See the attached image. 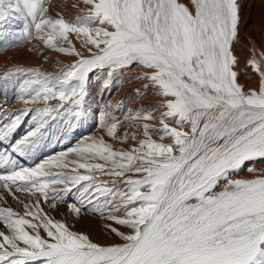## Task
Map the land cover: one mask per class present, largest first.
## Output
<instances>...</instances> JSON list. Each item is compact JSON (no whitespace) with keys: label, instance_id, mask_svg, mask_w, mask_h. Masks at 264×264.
<instances>
[{"label":"snow or ice","instance_id":"6c2138e0","mask_svg":"<svg viewBox=\"0 0 264 264\" xmlns=\"http://www.w3.org/2000/svg\"><path fill=\"white\" fill-rule=\"evenodd\" d=\"M245 3H259L255 26ZM47 4L0 0V52L36 40L72 58L55 74L22 65L2 74L21 75L26 107L0 120V264H264V167H255L264 162V0H77L82 15L71 20ZM134 69L146 82L137 99L155 103L122 120L123 100L93 112L91 87L110 95ZM248 69L256 81L245 90ZM92 115L103 135L22 163ZM248 162L253 178H237ZM61 204L98 216L114 239L73 230L52 215Z\"/></svg>","mask_w":264,"mask_h":264},{"label":"rangeland","instance_id":"374dc122","mask_svg":"<svg viewBox=\"0 0 264 264\" xmlns=\"http://www.w3.org/2000/svg\"><path fill=\"white\" fill-rule=\"evenodd\" d=\"M52 1L53 0H48V4H47V7L49 8L50 7V4L52 3ZM70 4H74V2H73V0H67ZM179 2H181V3H185V4H189L190 3V0H179ZM76 3V2H75ZM82 6V5H81ZM50 10V9H49ZM52 16H54L55 17V15H53V14H51ZM78 15H82V13L81 14H78ZM77 16V15H76ZM75 17V16H74ZM13 27L14 28H19L20 27V24L18 23V22H13ZM69 38L72 40V42H73V44L75 45V47L77 48V49H79L80 48V43H79V41L77 40V38L74 36V35H71L70 34V36H69ZM28 43H25L23 46H17V47H15V48H12V47H10V48H8L7 50H5V51H2V52H0V55H2L3 53H8V52H12V51H15V50H21V49H24V50H26V52L27 53H31V54H38L37 55V57L40 59V65L39 66H26V67H37V68H39L41 71H43V72H46V70H42L43 68H41V67H43V66H45V64L47 63V64H49V65H46V66H51L50 67V69H52V70H49V71H47V73H51V74H55V73H57L59 70H60V68H61V66H59V65H55V60H54V55H56L57 53H55L54 51H52V50H49V49H47V48H44L38 41H36V40H32L31 41V45H34V46H36V51H29L28 49H29V47L31 46V45H29ZM25 46H28V47H25ZM0 48H3V41H0ZM8 51V52H7ZM49 51V52H48ZM41 52V53H40ZM53 53H55V54H53ZM44 54V55H43ZM53 54V55H52ZM60 55V56H59ZM62 55V56H61ZM41 57V58H40ZM43 57H44V59L46 60H44L43 59ZM58 57H62L63 58V61L65 62L64 64H66V63H69L70 61H71V57H68V56H66V55H64V54H58ZM52 58H53V61H52ZM58 60V59H57ZM63 63V62H62ZM42 64V65H41ZM51 64V65H50ZM24 66V65H23ZM16 66H13V67H9L8 69H6L5 71H8V70H10V69H13V68H15ZM25 67V66H24ZM4 71V72H5ZM137 71H138V69H137ZM4 72H2V73H0V87H1V89H0V91H1V93L0 94H3L5 97H8V98H6L7 99V101L10 103V105H12V109L9 111V113L10 112H12V111H15V110H17V108L18 109H20L18 106H16L17 104H21V108H23V107H26V105H24L23 106V103H21L20 101H18L17 99H16V85H17V81H19L20 79H21V75L20 74H17V73H10L9 74V76H8V78H7V81H5V79L3 78V76H2V74L4 73ZM129 74L128 73H126L125 74V77H126V79H125V82L123 83V85L121 86V87H119L118 89L117 88H113V90H112V92H111V94L112 93H116V92H119V91H122V89L126 86V85H128V84H131V83H136V82H140V84L138 85V86H135V87H131L132 89V91L134 90V89H137V88H139L140 87V85H141V83L143 84V83H146V82H141V80H139V79H134V78H132V76H128ZM137 80V81H136ZM6 86V87H5ZM8 88V89H7ZM5 89V90H4ZM7 90V91H6ZM12 90V91H11ZM126 91V90H125ZM149 91H152L151 89L149 90ZM3 92V93H2ZM10 92V93H9ZM13 92V93H12ZM128 92L126 91V94H127ZM134 93V94H133ZM133 93L132 92H129V95L127 96V95H124V96H122L121 98H118V100H123L124 101V108H123V111H120V112H116V115L118 116V117H120L121 118V120L123 119V114L124 113H126L127 112V110H128V105L130 104V103H132L133 104V102H136L137 101V97L135 98V96H136V93L133 91ZM13 94V95H12ZM97 94H98V91H97V86L96 85H93L92 87H91V91H90V94H89V97H88V101H87V103H89L90 104V106H91V108H93L92 110L95 112L96 110H98L99 109V107H100V105L102 104V102H103V100H101L100 99V101L98 100V99H95V98H93V97H97ZM105 94L106 95H108V97L111 95H109L107 92H105ZM133 96V97H132ZM152 98H153V101H151L149 104H153V103H155V101H156V97H153L152 96ZM92 99V100H91ZM10 100V101H9ZM100 103H99V102ZM144 101V100H143ZM14 102V103H13ZM52 103L54 104L55 103V101H52ZM96 103V104H95ZM93 104V105H92ZM97 105V106H96ZM23 106V107H22ZM32 107H35L36 105H31ZM95 107V108H94ZM93 116V117H92ZM92 116H90V118H88L89 120H85L84 122H82L81 124H79V125H75V131L72 133V134H70L69 136H68V139L67 140H69V142H68V144H63V145H65V146H61V148H58V146H60L59 145V143H55V137H57V136H59V132L57 131V129L55 128V126H53L52 128H50L49 129V131L52 133V136L50 137V139H52V141H53V143H55V146L54 147H52L51 145H45V147H43L38 153H37V155H36V158H35V162H34V164L35 163H39L40 161H42V160H45V159H47L48 157H50V156H53L55 153H58V152H60V151H66V149H67V147H74V146H76V144L82 139V138H86V137H89V136H97V135H103V132L99 129V124H98V116H94V115H92ZM86 126V127H85ZM26 127V128H25ZM88 127V128H87ZM128 126L125 124L123 127H120L119 129H118V131L121 133V134H123V132L125 131V129L127 128ZM28 128V124H27V121H25V124H23V126L21 125V127L19 128V129H17V131H16V137H15V135H14V139L15 138H19L20 136H19V134H18V131H19V133L21 132L22 134L24 133V131L26 130ZM85 130V131H84ZM129 130H131V129H129ZM83 132V133H82ZM86 132V133H85ZM18 135V136H17ZM106 139H108L107 137H105ZM109 142H112L111 140H109ZM115 146L116 147H120V145L119 144H115ZM57 147V148H56ZM50 151H52V152H50ZM41 152V153H40ZM49 152V153H48ZM54 152V153H53ZM44 153H47V156H44ZM262 163H264V162H257L256 164H262ZM34 164L32 165V166H34ZM255 164V165H256ZM250 166V162H248V163H246V165L244 166V168L239 172V175H238V177L237 178H243V177H241V174H244V173H247L248 172V167ZM54 171H56V169H53ZM81 171H83V170H81ZM248 173H250V172H248ZM102 179H107V177H101ZM18 195V194H17ZM71 202V201H70ZM46 204H44L43 205V207L45 208V210H47V206H45ZM65 206L67 207V204H65ZM57 211V210H56ZM52 215H54L57 219H61V220H64V219H66L67 220V223L73 228V230H76V231H82V232H87V233H89L90 234V228H92L93 227V225H90L89 226V224H88V222L87 221H85V218H82V217H80V219L78 218H76L75 216H72V215H70V214H57V213H55V212H53L52 213ZM83 216H87V217H89V218H91V219H94V220H98V219H100L98 216H93V215H91V214H82ZM93 217V218H92ZM78 223H84V226H81L80 227V225L78 224ZM91 236V235H90ZM91 238L93 239V240H95V241H98L95 237L93 238L92 236H91ZM100 241V240H99Z\"/></svg>","mask_w":264,"mask_h":264},{"label":"bare ground","instance_id":"6f19581e","mask_svg":"<svg viewBox=\"0 0 264 264\" xmlns=\"http://www.w3.org/2000/svg\"><path fill=\"white\" fill-rule=\"evenodd\" d=\"M183 1V0H182ZM73 2H77V0H73ZM73 4H70L67 0H53L52 3L50 4V7H49V12L50 14H53L55 16H57V14L59 15H62L66 20H71L74 16L78 15V14H81L76 8H73L72 7ZM241 15L244 19L248 20L249 22V25L251 26H255V24L260 20V15H259V3H255V4H252V5H249L247 3L243 4L242 5V12H241ZM242 35H243V25H242ZM29 46V45H28ZM28 46H25V47H28ZM239 47V46H238ZM16 49V48H15ZM38 49V48H37ZM8 52V51H7ZM49 52V51H48ZM19 53V55L17 54ZM41 53V52H40ZM55 54V53H53ZM52 54V55H53ZM239 54V53H238ZM38 55V54H37ZM36 54H31V53H27L26 50L24 49H21V50H15V51H12V52H8V53H3L2 55H0V73L4 72L6 69H8L9 67H13V66H18V65H24L25 67L26 66H39L40 65V59L37 57ZM44 55V54H43ZM241 55V64H240V69H243L244 68V60L247 56V52H244L243 54H240ZM60 56V55H59ZM62 56V55H61ZM41 58V57H40ZM44 59V57H43ZM58 59V60H57ZM45 60V59H44ZM54 62H55V65H59L61 66L62 64H64L65 62L63 61V58L62 57H58V54L54 55ZM46 61V60H45ZM52 61H53V58H52ZM63 62V63H62ZM42 65V64H41ZM46 65H49V64H45V66L41 67L43 68L42 70H46L49 71V70H52L50 69L49 66H46ZM51 65V64H50ZM49 69V70H48ZM135 71H137V69H134V70H130L128 71L127 73L130 75V76H134V73ZM126 74V73H125ZM128 75V76H129ZM129 76V77H130ZM250 77V78H248ZM137 81V80H136ZM255 81H256V76L255 74L252 72L251 69H248L247 72L243 73L240 78H239V83L241 85H243V87L245 88V90L249 89V88H252L255 86ZM141 82H143L141 80ZM145 82V81H144ZM140 84V82H136V83H131V84H128L126 85L122 91H119V92H116V93H112L109 97L108 95H106L104 93L103 96L100 95V93L98 92L97 94V97H93L95 99H98L100 101L103 100V101H117L118 98H121L122 96L124 95H129V92H132L133 91L131 90L132 88L131 87H135V86H138ZM142 84V83H141ZM6 87V86H5ZM1 89V87H0ZM8 89V88H7ZM5 90V89H4ZM128 92L126 94V91ZM7 91V90H6ZM12 91V90H11ZM1 93V91H0ZM3 93V92H2ZM10 93V92H9ZM13 93V92H12ZM134 94V93H133ZM13 95V94H12ZM133 97V96H132ZM8 97H5L3 94H0V120H2L3 118V112L4 111H7L9 112L11 109H12V105H10V103L7 101ZM136 98V96H135ZM92 100V99H91ZM122 100V99H121ZM10 101V100H9ZM98 101V102H99ZM151 101H153V98L152 96H149L147 99H145L144 101L143 100H140V99H137L136 102H133L130 103L127 107L128 109H136L138 108L139 106L141 105H148ZM14 103V102H13ZM100 103V102H99ZM96 104V103H95ZM90 105V104H89ZM93 105V104H92ZM16 106H18L19 108H21V104H17ZM24 106V104H23ZM22 106V107H23ZM97 106V105H96ZM95 108V107H94ZM18 109V108H17ZM93 109V108H91ZM94 110V109H93ZM123 111V110H122ZM94 112V111H93ZM93 117V116H92ZM90 118V117H89ZM89 120V119H87ZM86 122V121H85ZM23 126V125H22ZM86 127V126H85ZM26 128V127H25ZM88 128V127H87ZM85 131V130H84ZM83 133V132H82ZM86 133V132H85ZM18 134L19 136L23 135L21 132L19 133L18 131ZM15 137H16V134H14ZM18 136V135H17ZM18 138V137H17ZM14 139V138H13ZM69 140L66 141L65 144H68ZM60 145V144H59ZM61 146H65V145H60L58 146V148H61ZM57 148V147H56ZM52 152V151H50ZM41 153V152H40ZM49 153V152H48ZM54 153V152H53ZM44 156H47V153H44ZM35 160L34 161H29V160H22V163L25 164V166H32L34 164ZM255 167L257 169L259 168H262L264 167V163L262 164H256ZM249 172V171H248ZM244 173V174H241V177L243 178H253V173ZM18 194V195H17ZM16 195L17 196H20L21 194L17 193ZM21 198H25L23 196H21ZM8 204L11 205L14 209H17L18 208V205L15 203V201L13 200V198L11 196H8ZM47 206V205H45ZM55 213L57 214H69L68 212V209L67 207L65 206V204H61L59 205L57 211H55ZM82 218H85V221L88 222L89 226L90 225H93L92 228H90V235L94 238H96L98 241L100 240L101 242H111L114 237H111V236H107L104 231H103V221L98 219L97 221L94 220V219H91L87 216H83L81 215ZM93 218V217H92ZM78 219V218H77ZM80 219V218H79ZM81 226H84V223H78ZM0 230H4L6 231V229H4V226L3 224H0Z\"/></svg>","mask_w":264,"mask_h":264}]
</instances>
